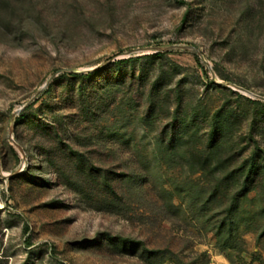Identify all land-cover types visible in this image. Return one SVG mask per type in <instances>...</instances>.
I'll return each mask as SVG.
<instances>
[{
    "label": "rangeland",
    "instance_id": "obj_1",
    "mask_svg": "<svg viewBox=\"0 0 264 264\" xmlns=\"http://www.w3.org/2000/svg\"><path fill=\"white\" fill-rule=\"evenodd\" d=\"M221 82L264 97V0H0V264H264V100Z\"/></svg>",
    "mask_w": 264,
    "mask_h": 264
},
{
    "label": "water",
    "instance_id": "obj_2",
    "mask_svg": "<svg viewBox=\"0 0 264 264\" xmlns=\"http://www.w3.org/2000/svg\"><path fill=\"white\" fill-rule=\"evenodd\" d=\"M147 50L149 51H153V52H161V53H164V52H171V51H188V52H191V53H195L197 54L201 59H205V55L204 53H202L197 47L195 46H191V45H171V46H164V47H151V48H148ZM211 69V74L213 77H215V73L214 71L212 70V68L210 67ZM64 73H71V74H76V73H83V71H79V70H76V69H73V68H70V69H61L59 71H57L49 80L48 82L41 88L39 89L34 95L33 97L29 100L28 103H26L20 110H18L15 114H14V117H13V124H12V129H13V126L15 124V117L16 115H18L19 113H21L22 111L26 110L29 106H31L37 99L38 97L41 95L42 91L48 87L51 82L53 81V79L58 75V74H64ZM220 85L222 86H226V87H233L237 90H240V91H244L248 94H251V95H254L255 97H257L258 99H261V100H264V97L262 96H259V95H256L254 93H251L250 91H247L246 89L242 88V87H239L237 85H234V84H230V83H219ZM12 133V132H11ZM13 134V133H12ZM11 134V140H13L15 142V144L19 147V149H21L23 151V148L21 145H19L14 139H13V135Z\"/></svg>",
    "mask_w": 264,
    "mask_h": 264
},
{
    "label": "trees",
    "instance_id": "obj_3",
    "mask_svg": "<svg viewBox=\"0 0 264 264\" xmlns=\"http://www.w3.org/2000/svg\"><path fill=\"white\" fill-rule=\"evenodd\" d=\"M35 11H38V8L37 7H35ZM4 16V15H3ZM189 18V15L188 14H186V16H185V20H187ZM35 20V19H34ZM21 22V21H23V17L21 16V14H19V13H17V14H15L14 15V17H13V20H12V23L13 22ZM198 59V58H197ZM104 70V68H99V69H96L94 72H92L91 74L89 73V75L90 76H95V75H98V74H100L102 71ZM206 74H208L207 72H206ZM64 75H66V76H69V77H72V78H79V77H84V73H76V74H71V73H64ZM89 75H87V76H89ZM51 86V85H50ZM49 86V87H50ZM47 92V91H46ZM37 101V100H36ZM36 101L31 105V106H33L35 103H36ZM31 106H29L27 109H29ZM26 109V110H27ZM26 110H24V111H26ZM17 122H18V120H16V124H17Z\"/></svg>",
    "mask_w": 264,
    "mask_h": 264
}]
</instances>
